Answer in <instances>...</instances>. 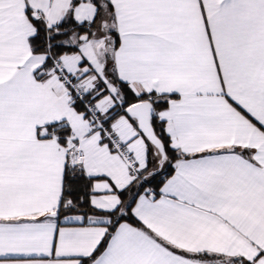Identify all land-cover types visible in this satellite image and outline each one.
Here are the masks:
<instances>
[{
  "label": "snow or ice",
  "instance_id": "snow-or-ice-1",
  "mask_svg": "<svg viewBox=\"0 0 264 264\" xmlns=\"http://www.w3.org/2000/svg\"><path fill=\"white\" fill-rule=\"evenodd\" d=\"M0 264H264V0H0Z\"/></svg>",
  "mask_w": 264,
  "mask_h": 264
}]
</instances>
